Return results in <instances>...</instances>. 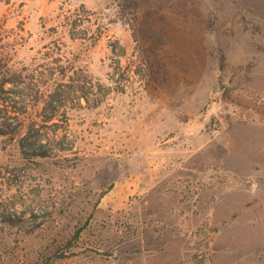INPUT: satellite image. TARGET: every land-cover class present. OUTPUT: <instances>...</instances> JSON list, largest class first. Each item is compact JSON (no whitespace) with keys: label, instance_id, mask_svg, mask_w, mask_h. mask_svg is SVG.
<instances>
[{"label":"rangeland","instance_id":"obj_1","mask_svg":"<svg viewBox=\"0 0 264 264\" xmlns=\"http://www.w3.org/2000/svg\"><path fill=\"white\" fill-rule=\"evenodd\" d=\"M0 131V264H264V0H0Z\"/></svg>","mask_w":264,"mask_h":264},{"label":"trees","instance_id":"obj_2","mask_svg":"<svg viewBox=\"0 0 264 264\" xmlns=\"http://www.w3.org/2000/svg\"><path fill=\"white\" fill-rule=\"evenodd\" d=\"M7 81L16 82L18 80L14 78H8ZM56 98H58V94H56ZM48 102L50 106H52L53 100L50 99ZM1 133L2 131H0V134ZM25 145L26 148L24 152L27 153L28 155L42 156V157H47L50 155L49 154L50 151L47 148V144L41 138H37V137L33 138L31 135H27L25 137Z\"/></svg>","mask_w":264,"mask_h":264}]
</instances>
